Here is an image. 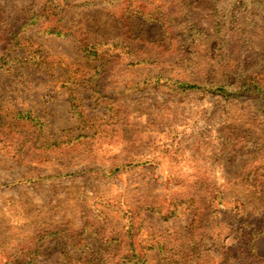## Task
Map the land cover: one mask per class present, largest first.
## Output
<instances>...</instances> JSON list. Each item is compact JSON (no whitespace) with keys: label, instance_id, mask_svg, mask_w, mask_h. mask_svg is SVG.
<instances>
[{"label":"rangeland","instance_id":"374dc122","mask_svg":"<svg viewBox=\"0 0 264 264\" xmlns=\"http://www.w3.org/2000/svg\"><path fill=\"white\" fill-rule=\"evenodd\" d=\"M246 225L264 0H0V264H264Z\"/></svg>","mask_w":264,"mask_h":264},{"label":"trees","instance_id":"16d2710c","mask_svg":"<svg viewBox=\"0 0 264 264\" xmlns=\"http://www.w3.org/2000/svg\"><path fill=\"white\" fill-rule=\"evenodd\" d=\"M187 87L192 88V87H195V85L188 84ZM256 234H264V230L261 227L249 228V226L246 225L245 228L242 230V233H241V238L243 239L244 247H246V249L248 247V249H250L251 252L254 251L253 244L251 243V238L253 236H256ZM228 251L231 252L230 249ZM227 256L230 257V254H228ZM130 257H131V259H130ZM132 257H134L135 259H132ZM142 258L143 257L139 254H137L135 256H130V255L124 254V255H120V257H118V259L116 260V262L114 264H122L123 263L122 261H129V262H133V263H138L136 260L137 259L142 260ZM231 258L233 260L239 259L238 255H234V254L231 255ZM119 259L122 261H119ZM234 264H241V263L239 262V263H234Z\"/></svg>","mask_w":264,"mask_h":264}]
</instances>
